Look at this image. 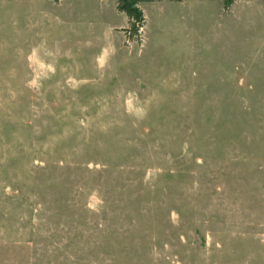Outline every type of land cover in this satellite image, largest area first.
I'll list each match as a JSON object with an SVG mask.
<instances>
[{"label":"rangeland","instance_id":"rangeland-1","mask_svg":"<svg viewBox=\"0 0 264 264\" xmlns=\"http://www.w3.org/2000/svg\"><path fill=\"white\" fill-rule=\"evenodd\" d=\"M142 11L0 0V264H264L263 1Z\"/></svg>","mask_w":264,"mask_h":264},{"label":"trees","instance_id":"trees-1","mask_svg":"<svg viewBox=\"0 0 264 264\" xmlns=\"http://www.w3.org/2000/svg\"><path fill=\"white\" fill-rule=\"evenodd\" d=\"M53 3H57L60 0H51ZM160 0H117L116 9L118 12H122L127 17V27L124 28V32L127 34V38L137 39V31L139 26H144L145 17L142 10L139 7L140 2H152ZM168 1H180V0H168ZM222 3L223 9L226 11L232 5L234 0H219ZM263 4H264V0Z\"/></svg>","mask_w":264,"mask_h":264},{"label":"crops","instance_id":"crops-1","mask_svg":"<svg viewBox=\"0 0 264 264\" xmlns=\"http://www.w3.org/2000/svg\"><path fill=\"white\" fill-rule=\"evenodd\" d=\"M115 1V8H116V4H117V0H114ZM152 2H158V1H152ZM143 3L144 2H140L138 5H139V7H140V9L142 10V5H143ZM117 10V9H116ZM143 12V11H142ZM119 13H122V12H119ZM122 14H124V13H122ZM125 15V14H124ZM126 16V15H125ZM127 18V17H126ZM127 25H128V23H126V26H124V25H122V26H119V27H112V29H111V32H112V34H114L113 33V29H115V28H120L121 30H123L124 28H126L127 27ZM116 35V34H115Z\"/></svg>","mask_w":264,"mask_h":264},{"label":"built area","instance_id":"built-area-1","mask_svg":"<svg viewBox=\"0 0 264 264\" xmlns=\"http://www.w3.org/2000/svg\"><path fill=\"white\" fill-rule=\"evenodd\" d=\"M143 29V26H139L138 27V31H137V38H139V41H143V39L141 38V31Z\"/></svg>","mask_w":264,"mask_h":264}]
</instances>
